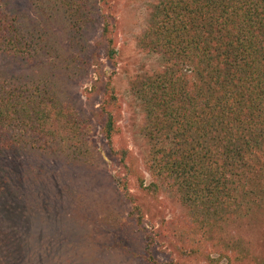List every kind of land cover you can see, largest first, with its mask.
Masks as SVG:
<instances>
[{
	"label": "rangeland",
	"instance_id": "rangeland-1",
	"mask_svg": "<svg viewBox=\"0 0 264 264\" xmlns=\"http://www.w3.org/2000/svg\"><path fill=\"white\" fill-rule=\"evenodd\" d=\"M88 1L80 29L58 0H2L32 48L21 58L0 53V80L56 94L77 111L84 135L73 144L0 134V264H264L262 188L231 222L200 234L175 192L149 173L132 84L164 66L138 46L159 0ZM112 92L108 111L121 132L109 142Z\"/></svg>",
	"mask_w": 264,
	"mask_h": 264
},
{
	"label": "trees",
	"instance_id": "trees-1",
	"mask_svg": "<svg viewBox=\"0 0 264 264\" xmlns=\"http://www.w3.org/2000/svg\"><path fill=\"white\" fill-rule=\"evenodd\" d=\"M58 1L77 28L88 24V0ZM111 28L105 20L113 59ZM138 46L164 62L132 84L145 112L149 173L175 192L200 234L231 222L264 190V0H159ZM31 48L0 0V53L21 58ZM116 102L112 92L109 142L121 132L108 111ZM11 132L77 144L84 128L56 94L0 80V134Z\"/></svg>",
	"mask_w": 264,
	"mask_h": 264
}]
</instances>
